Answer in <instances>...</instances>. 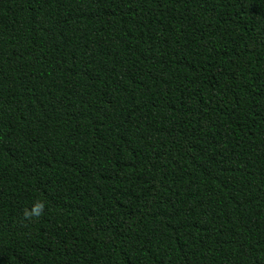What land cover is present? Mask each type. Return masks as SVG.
Wrapping results in <instances>:
<instances>
[{
  "label": "trees",
  "instance_id": "trees-1",
  "mask_svg": "<svg viewBox=\"0 0 264 264\" xmlns=\"http://www.w3.org/2000/svg\"><path fill=\"white\" fill-rule=\"evenodd\" d=\"M0 264H264V0H0Z\"/></svg>",
  "mask_w": 264,
  "mask_h": 264
},
{
  "label": "clouds",
  "instance_id": "clouds-1",
  "mask_svg": "<svg viewBox=\"0 0 264 264\" xmlns=\"http://www.w3.org/2000/svg\"><path fill=\"white\" fill-rule=\"evenodd\" d=\"M43 207V205H37L36 207L33 208L31 213L26 212V216H31V215H39L40 209Z\"/></svg>",
  "mask_w": 264,
  "mask_h": 264
}]
</instances>
